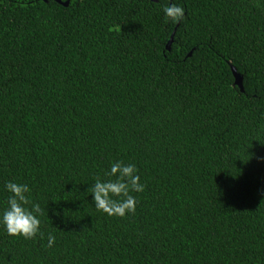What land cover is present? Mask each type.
I'll use <instances>...</instances> for the list:
<instances>
[{"label":"trees","instance_id":"1","mask_svg":"<svg viewBox=\"0 0 264 264\" xmlns=\"http://www.w3.org/2000/svg\"><path fill=\"white\" fill-rule=\"evenodd\" d=\"M58 1L0 0V208L46 210L0 264H264V0ZM116 160L124 218L86 191Z\"/></svg>","mask_w":264,"mask_h":264},{"label":"clouds","instance_id":"2","mask_svg":"<svg viewBox=\"0 0 264 264\" xmlns=\"http://www.w3.org/2000/svg\"><path fill=\"white\" fill-rule=\"evenodd\" d=\"M165 22L180 23L185 10L175 0H168L161 9ZM2 191L7 193L4 207L0 208V231L3 234L32 240L41 234V216L46 211L31 198V189L25 183L6 181ZM91 196V205L97 212L108 217L124 218L136 210L137 199L131 193H142L144 184L137 167L120 160L111 162L104 177H97L86 189ZM55 236L49 234L46 247L51 248Z\"/></svg>","mask_w":264,"mask_h":264},{"label":"water","instance_id":"3","mask_svg":"<svg viewBox=\"0 0 264 264\" xmlns=\"http://www.w3.org/2000/svg\"><path fill=\"white\" fill-rule=\"evenodd\" d=\"M43 1H46V0H43ZM152 1H156V0H152ZM57 2H59V1L57 0ZM66 4H67V2L64 3V5H66ZM171 41H172V35L170 36V38L166 44V48H168ZM231 72H232V75L234 77V84L237 85L241 90V76L239 74H237L233 68H231Z\"/></svg>","mask_w":264,"mask_h":264}]
</instances>
